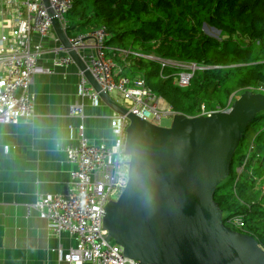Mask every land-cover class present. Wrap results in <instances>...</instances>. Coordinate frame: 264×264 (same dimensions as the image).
Segmentation results:
<instances>
[{
  "label": "built area",
  "instance_id": "obj_1",
  "mask_svg": "<svg viewBox=\"0 0 264 264\" xmlns=\"http://www.w3.org/2000/svg\"><path fill=\"white\" fill-rule=\"evenodd\" d=\"M50 5L53 15L49 14L44 0H0V126L33 118L35 99L31 86L37 74L51 73L59 67L75 63L56 35L58 45L52 48L54 55L50 65L40 64L45 50L42 39L55 33L53 17L60 21L73 48L78 50L102 89L110 94L116 93L120 103L130 112L155 124L162 125L163 118L172 119L178 112L148 86L144 76L122 74L109 54H119L126 65L130 64L128 58L131 55L158 59L162 76H169L165 74L167 67L178 68L174 77L180 87H188L196 70L206 67L195 62L177 64L174 63L177 61L144 55L136 50L108 46L106 42L109 33L105 25L70 35L66 16L73 8L74 0H50ZM34 35L41 39L34 40ZM258 89L251 90L264 92V88ZM78 94L94 105L102 102L99 92L82 70L79 73ZM232 103L233 97L224 109H209L202 103L197 115H211L215 111L227 110ZM83 112V105L78 101L69 106L70 115H82ZM130 122L126 114L113 112L110 118V144L92 143L86 135L84 124L73 128L76 134L72 142L63 147L72 167L67 194H42L27 207L28 215L36 212L48 222L53 234L59 236L68 232L74 236L75 246L66 252L59 251L60 260L68 264H152L126 256L123 247L108 238V230L104 227L107 203L119 197L129 179L130 156L125 154V146ZM254 149L253 138L249 142L243 164L237 168L236 182ZM8 150L9 146H5V151ZM255 179L260 192L264 194V174ZM225 224L244 232L246 221L243 215L237 214L228 217Z\"/></svg>",
  "mask_w": 264,
  "mask_h": 264
},
{
  "label": "water",
  "instance_id": "obj_2",
  "mask_svg": "<svg viewBox=\"0 0 264 264\" xmlns=\"http://www.w3.org/2000/svg\"><path fill=\"white\" fill-rule=\"evenodd\" d=\"M44 2L53 15L50 0ZM52 23L102 101L131 121L125 146L129 179L105 207L108 238L142 263L264 264V247L252 234L227 226L214 199L247 127L264 111V92L247 89L227 110L197 116L178 112L170 125L155 124L103 90L60 21L53 17Z\"/></svg>",
  "mask_w": 264,
  "mask_h": 264
},
{
  "label": "trees",
  "instance_id": "obj_3",
  "mask_svg": "<svg viewBox=\"0 0 264 264\" xmlns=\"http://www.w3.org/2000/svg\"><path fill=\"white\" fill-rule=\"evenodd\" d=\"M69 13L78 22V34L105 25L108 46L206 66L196 70L188 87H180L174 77L178 68L167 67L169 76H162L158 59L130 56L124 69L144 76L177 112L197 115L202 103L224 109L234 92L264 88V0H74ZM204 22L219 29L220 37L205 33ZM250 138L255 149L239 179L235 167L245 154L238 161L233 157L214 199L224 220L243 215L244 232L264 247V194L255 190V177L264 174V111L251 121L239 148Z\"/></svg>",
  "mask_w": 264,
  "mask_h": 264
},
{
  "label": "crops",
  "instance_id": "obj_4",
  "mask_svg": "<svg viewBox=\"0 0 264 264\" xmlns=\"http://www.w3.org/2000/svg\"><path fill=\"white\" fill-rule=\"evenodd\" d=\"M39 39L34 35V40ZM42 40L45 50L40 64L48 66L58 40L55 33ZM109 55L122 74L135 76L124 69L126 61L119 54ZM79 73L80 68L72 63L37 74L31 86L33 118L0 126V264H68L60 260L59 251L75 246L74 236L53 234L36 212L28 215L27 207L42 194H67L72 167L63 147L72 142L73 128L84 124L92 143L112 142L110 118L114 110L103 101L94 105L79 96ZM111 95L121 102L117 94ZM76 101L83 105L82 115L69 113V106ZM5 146H9L8 152Z\"/></svg>",
  "mask_w": 264,
  "mask_h": 264
},
{
  "label": "rangeland",
  "instance_id": "obj_5",
  "mask_svg": "<svg viewBox=\"0 0 264 264\" xmlns=\"http://www.w3.org/2000/svg\"><path fill=\"white\" fill-rule=\"evenodd\" d=\"M66 17H67V21H68V29H67L68 30V33L70 35L78 34L79 33L78 32L79 29L77 28L78 22L76 21L75 18L72 17V13L71 14L70 13L67 14ZM213 27L214 26L209 25L207 22H204L203 25H202V28H203V30H204L205 33L210 34V35H212L214 37H220V32L217 29L213 28ZM173 61H175V60H173ZM174 63H177V64H187V63H184V62H181V61H177V62H174ZM177 71H178V69H177ZM241 93H242L241 91L234 92L232 94L233 95V101ZM113 95L116 96V93H113ZM218 106H220V105H217L216 107H218ZM171 120L172 119L170 117L163 118L161 120V124L162 125H170ZM250 139H248L247 141H244V143L242 144V146L239 148V150L235 154V160L236 161H238L239 155L243 156L244 154H246L248 152V146H249ZM243 162H242V164H243ZM235 164L237 165V163H235ZM238 167H239V165L235 167L236 168V173H237V168ZM237 175H238V173H237ZM258 189H259V185L257 184V187H255V190L257 191V196H260ZM117 197L118 196H114V198H117Z\"/></svg>",
  "mask_w": 264,
  "mask_h": 264
}]
</instances>
